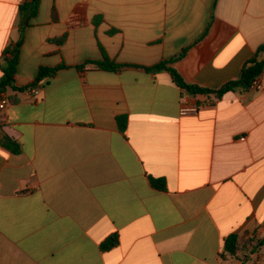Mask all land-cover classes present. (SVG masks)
Returning <instances> with one entry per match:
<instances>
[{
  "label": "crops",
  "instance_id": "obj_1",
  "mask_svg": "<svg viewBox=\"0 0 264 264\" xmlns=\"http://www.w3.org/2000/svg\"><path fill=\"white\" fill-rule=\"evenodd\" d=\"M31 1L0 0V78ZM24 36L0 111V264H264V71L263 89L219 98L146 69L239 80L264 61V0H40ZM105 58L124 67L88 64ZM41 68L57 71L39 94L18 90ZM183 97L199 113L181 116ZM231 234L250 257L221 256Z\"/></svg>",
  "mask_w": 264,
  "mask_h": 264
},
{
  "label": "trees",
  "instance_id": "obj_2",
  "mask_svg": "<svg viewBox=\"0 0 264 264\" xmlns=\"http://www.w3.org/2000/svg\"><path fill=\"white\" fill-rule=\"evenodd\" d=\"M39 5H40V0H32L31 2L25 3L20 9L21 35L19 40L16 43L11 44L3 53V63L1 64L2 77L0 78V93L6 91L8 87H13L16 89L14 85L15 74L17 72V67L19 63L20 49L25 38L24 30L26 26H28V20L31 17L36 16ZM24 22H27V24H25ZM55 41L59 44H62L64 42V39H57ZM263 50L264 47H261L259 49V51H263ZM88 64H92L93 68L95 69L112 71V72L118 71L124 67V65L117 64L116 62L110 60L109 58H105L101 62L89 61ZM168 64H169L168 62H161L155 65L154 67L146 68V69L149 71H160V70L168 71L175 80L176 84L182 89L187 90L189 93H193V94L215 93L219 98L225 93L233 91L238 87L241 86L248 87L251 84V82L254 79L261 76L264 71V61L259 60L258 55H255L243 66L241 77L239 80L229 82L221 89L213 91L210 89H206L186 83L184 79L181 77V75L174 68L168 66ZM56 71L57 69L41 68L37 81H35L29 86L21 87L18 90L24 92L33 89L37 86V84L41 80L52 77L56 73ZM9 99L11 103L15 104L17 102L15 97H10ZM117 120L121 131L125 132L128 123L127 117H118ZM3 143L14 152L19 151V145L13 142L11 139L8 138L3 139ZM150 181L152 186L158 190L165 191L167 189V184L165 179H156L152 177L150 178ZM118 243H119V237L118 235H114L110 240H108L103 244V247L106 250H108L111 247L116 246ZM240 246H241V241L239 236L237 234H231L225 240L224 253L221 256L224 259H226L229 256L230 257L237 256L238 252L240 251ZM253 249L254 248H252L251 250L254 251Z\"/></svg>",
  "mask_w": 264,
  "mask_h": 264
},
{
  "label": "built area",
  "instance_id": "obj_3",
  "mask_svg": "<svg viewBox=\"0 0 264 264\" xmlns=\"http://www.w3.org/2000/svg\"><path fill=\"white\" fill-rule=\"evenodd\" d=\"M250 89H253V90H261L263 89V85L258 78L254 79L250 86H249ZM31 92V94L33 95H37L39 94V90L33 88V89H30L28 90ZM9 95L4 91V92H1L0 93V111H3L6 109L7 105L9 104ZM200 111V106L199 104H192L190 103V101L186 98V97H183L182 98V102H181V106H180V115L181 116H190V115H195L197 113H199Z\"/></svg>",
  "mask_w": 264,
  "mask_h": 264
},
{
  "label": "rangeland",
  "instance_id": "obj_4",
  "mask_svg": "<svg viewBox=\"0 0 264 264\" xmlns=\"http://www.w3.org/2000/svg\"><path fill=\"white\" fill-rule=\"evenodd\" d=\"M251 247L248 244H246L244 242H241L240 251L238 252V255H237L238 257L237 258L240 259V260H245L248 257H250V255L248 253L245 254L244 252L245 251H250ZM253 250H256V249H253ZM246 264H251V263H246Z\"/></svg>",
  "mask_w": 264,
  "mask_h": 264
}]
</instances>
